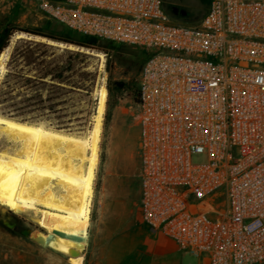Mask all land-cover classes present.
Listing matches in <instances>:
<instances>
[{
  "label": "built area",
  "instance_id": "2783aa9c",
  "mask_svg": "<svg viewBox=\"0 0 264 264\" xmlns=\"http://www.w3.org/2000/svg\"><path fill=\"white\" fill-rule=\"evenodd\" d=\"M28 1L81 36L146 51L140 221L202 264H264V0H209L191 26L162 0Z\"/></svg>",
  "mask_w": 264,
  "mask_h": 264
},
{
  "label": "rangeland",
  "instance_id": "374dc122",
  "mask_svg": "<svg viewBox=\"0 0 264 264\" xmlns=\"http://www.w3.org/2000/svg\"><path fill=\"white\" fill-rule=\"evenodd\" d=\"M208 2L209 0H162L164 9L171 16L172 21L182 26L197 24L204 15ZM173 9L177 10L176 14L172 13ZM181 11L184 12L183 15ZM46 23L49 24L48 27H45ZM39 30L59 34L69 29L48 19L34 2L28 0L0 1V38L7 36V47H10L8 59L5 62L6 72L0 77V96L8 100L7 102L0 101V116L39 124L64 134L84 137L92 125L96 108L94 93L97 88L106 85L109 76L111 80L123 81L137 87L143 56L145 58L147 53L136 46L100 39H96L93 45L103 50L75 49L85 54V57L71 61L73 67L70 71H65L63 77L80 89L66 94L63 90L50 87L49 78H46L43 83L30 84L26 79L40 77L43 71L38 69L40 71L38 73L33 64L27 65L21 57L14 56L10 60L15 45L24 49L27 46L24 41H32L47 45L45 49L34 47V45L31 46L32 48H27L31 52H36V49L44 50L42 59L50 64L49 68L61 63L65 66L69 62L68 49L50 45L29 33ZM17 33L24 34V37L15 40L14 35ZM75 50L70 49L69 51ZM95 54H99L102 58ZM20 76H23L24 80ZM52 96L54 99L47 101ZM112 99L116 104L111 111L107 132L104 135L101 133L99 143V155H103V160L98 163L92 186L93 197L90 205L87 240L82 252L84 264H94L91 254V236L95 228L101 191L104 189H138L139 163L133 140L137 130L135 103L128 99H120L115 93ZM118 133H120V142L117 141ZM192 162L204 163L205 156L194 154ZM4 209L0 207V264H67L65 257L61 254L42 248L32 242L29 237H23L20 234L25 229L35 230L29 215L26 213L18 216L12 215ZM11 218H16L18 222L14 228L9 229L5 223L11 224ZM141 240L143 245L140 249L144 251L149 264H202L200 259L187 253L159 246L156 236H144Z\"/></svg>",
  "mask_w": 264,
  "mask_h": 264
},
{
  "label": "bare ground",
  "instance_id": "6f19581e",
  "mask_svg": "<svg viewBox=\"0 0 264 264\" xmlns=\"http://www.w3.org/2000/svg\"><path fill=\"white\" fill-rule=\"evenodd\" d=\"M23 37L14 35L15 40ZM9 51L6 47L0 52V77ZM94 95L92 125L84 137L0 116V207L12 215H29L35 230L23 233L64 256L67 264L82 263L87 240L107 100L104 85Z\"/></svg>",
  "mask_w": 264,
  "mask_h": 264
},
{
  "label": "crops",
  "instance_id": "0c3cea01",
  "mask_svg": "<svg viewBox=\"0 0 264 264\" xmlns=\"http://www.w3.org/2000/svg\"><path fill=\"white\" fill-rule=\"evenodd\" d=\"M137 134L138 129L133 137L135 145ZM117 137V141L120 142V133ZM135 148L137 152V147ZM138 163L139 171V155ZM137 182L138 189L125 187L126 189L101 191L95 228L91 236V254L94 264H149L144 251L140 249L143 245L141 239L144 236H156L159 246L178 250L170 240L159 233L150 231L140 221L138 174Z\"/></svg>",
  "mask_w": 264,
  "mask_h": 264
},
{
  "label": "trees",
  "instance_id": "16d2710c",
  "mask_svg": "<svg viewBox=\"0 0 264 264\" xmlns=\"http://www.w3.org/2000/svg\"><path fill=\"white\" fill-rule=\"evenodd\" d=\"M48 26L49 24L46 23L45 27H48ZM29 33L35 37L44 38V39L62 43V44H70L77 49L83 48V49H89V50L94 49L97 51L103 50L102 48L95 47L93 45V42H95L96 39L81 36L71 30H63L59 34L45 33L42 30L35 31V32H29ZM7 44H8L7 36L0 38V52H2L4 48L7 47ZM24 44L27 45L25 46L24 49H22V47H19L18 45H15V47L12 50L10 60H12L14 56H18V57H21L27 65L33 64V67H35L36 70L40 69L41 71H43L39 75L40 77L35 76V77L27 78L26 79L27 82H29L32 85H35L38 82L43 83L42 81L43 79L49 78V80L51 81L50 87L57 88L58 90H63L65 91L66 94L73 93L76 90L80 89L79 87H76L75 85H72L71 83H69L68 79L63 77V74L65 71H70L72 69L73 65L71 61L78 60L81 57H85V54H82L79 51H69L68 50L67 52L69 54V62L65 64V66L63 65L64 63H61L60 64L61 66L57 64L49 68L50 64L46 63V61L42 59L44 56V50L39 51L38 49H36V52H31L27 48V47L32 48L31 46L34 45V47L45 49L47 48V45H44L42 43L32 42V41H24ZM146 57L147 55L145 56V58L143 56L142 64L144 60L146 59ZM37 72L39 73L40 71L38 70ZM20 78L24 80L23 76H20ZM105 88L107 90V100H106L105 111L103 115V124H102L103 135L106 134L107 132V128L111 120V111L116 104L115 100L112 99L113 94L114 93L117 94L120 99H128L132 101L133 103H137L138 92H139L138 85L137 87H134L133 85L129 83H125L123 81H114V80H111L110 76L108 77ZM53 99L54 97L52 96V97H49L47 101H52ZM7 100H8L7 98L5 97L2 98L0 96L1 102H7ZM102 160H103V155L100 154L99 161L102 162Z\"/></svg>",
  "mask_w": 264,
  "mask_h": 264
},
{
  "label": "water",
  "instance_id": "95a60500",
  "mask_svg": "<svg viewBox=\"0 0 264 264\" xmlns=\"http://www.w3.org/2000/svg\"><path fill=\"white\" fill-rule=\"evenodd\" d=\"M176 12H177V10L176 9H173L172 10V13L173 14H176ZM182 15L184 14V12L183 11H181L180 12ZM41 39H44V38H41ZM45 41L47 42V41H51V40H46L45 39ZM54 42V41H53ZM57 45L55 46V47H58V48H61V47H59V45L58 44H61L62 46H64L63 48H61V49H66V47L67 46H72V45H70V44H62V43H58V42H55ZM47 44V43H46ZM73 48H75L74 46H72ZM76 50H82L83 48H79V49H77V48H75ZM75 49H71V50H75ZM68 50H70V49H68ZM75 50V51H76ZM5 226L7 227V228H9V229H11L12 227H13V224H8V223H5ZM20 234L23 236V237H28V235L27 234H24L23 233V230L20 232Z\"/></svg>",
  "mask_w": 264,
  "mask_h": 264
},
{
  "label": "flooded vegetation",
  "instance_id": "af4514ba",
  "mask_svg": "<svg viewBox=\"0 0 264 264\" xmlns=\"http://www.w3.org/2000/svg\"><path fill=\"white\" fill-rule=\"evenodd\" d=\"M10 220H11V224H14L13 227H12V228H14L17 225L18 220L16 218H11Z\"/></svg>",
  "mask_w": 264,
  "mask_h": 264
}]
</instances>
